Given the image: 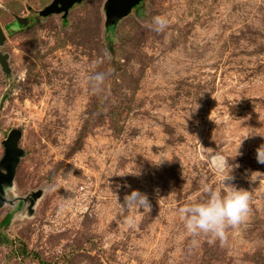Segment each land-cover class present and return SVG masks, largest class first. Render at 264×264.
<instances>
[{"label":"rangeland","instance_id":"374dc122","mask_svg":"<svg viewBox=\"0 0 264 264\" xmlns=\"http://www.w3.org/2000/svg\"><path fill=\"white\" fill-rule=\"evenodd\" d=\"M54 1L0 0V170L12 131L25 152L0 190V264H264V137L247 138L264 135V0H140L122 15L80 0L41 16ZM217 164L249 212L226 243L193 245L178 209L202 182L223 187ZM134 189L150 210L122 211Z\"/></svg>","mask_w":264,"mask_h":264},{"label":"clouds","instance_id":"9594fccd","mask_svg":"<svg viewBox=\"0 0 264 264\" xmlns=\"http://www.w3.org/2000/svg\"><path fill=\"white\" fill-rule=\"evenodd\" d=\"M152 23L156 31H163L168 26L169 21L164 16H156L153 18ZM106 75L107 72L105 71L94 72L87 78L89 88L93 92L99 91ZM256 135L264 137L260 133L253 132L247 138ZM242 143L237 149L236 157L242 155L239 151ZM256 160L257 163L264 165V143L256 149ZM163 162L164 160L160 164ZM217 171L221 174L220 182L223 185L222 188H217L210 183L202 182L201 190L204 193V197L200 200L185 203L178 209V215L183 222L186 233L193 237V245L198 243L195 238L201 234L210 237L209 243H215L217 240L221 244L226 243L228 238L227 229L229 227L237 228L246 219L249 212V192L237 187L233 183H229L234 177L231 175L232 172L227 175L224 174V165L217 164ZM251 176L250 180L252 182L259 179L252 180ZM119 204L124 213H128L132 209L137 211L151 209V202L148 195L136 189L125 195L123 202H119ZM127 223L129 225L133 224L134 218L128 216Z\"/></svg>","mask_w":264,"mask_h":264},{"label":"water","instance_id":"95a60500","mask_svg":"<svg viewBox=\"0 0 264 264\" xmlns=\"http://www.w3.org/2000/svg\"><path fill=\"white\" fill-rule=\"evenodd\" d=\"M80 0H55L52 4L40 12L41 16H49L57 12H67ZM140 0H108L109 14H126ZM7 39V34L4 28L0 25V46ZM0 62L5 69L9 68L8 57L0 50ZM21 132L12 131L5 140L6 156L2 162L3 167L7 172L0 170V190L4 189L5 185L13 183L20 163L21 157L24 156V150L19 146Z\"/></svg>","mask_w":264,"mask_h":264},{"label":"trees","instance_id":"16d2710c","mask_svg":"<svg viewBox=\"0 0 264 264\" xmlns=\"http://www.w3.org/2000/svg\"><path fill=\"white\" fill-rule=\"evenodd\" d=\"M7 31L10 35H13L16 32L15 30L12 29V27H8ZM24 207H25L24 201L18 200L15 205V208L5 217L4 224L9 225L13 220V218L15 217V215L21 213L24 210Z\"/></svg>","mask_w":264,"mask_h":264}]
</instances>
